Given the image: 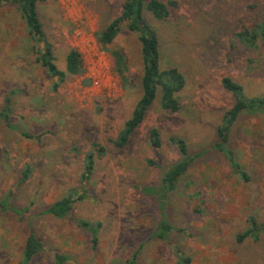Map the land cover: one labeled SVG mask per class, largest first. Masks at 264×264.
I'll use <instances>...</instances> for the list:
<instances>
[{
  "label": "rangeland",
  "instance_id": "obj_1",
  "mask_svg": "<svg viewBox=\"0 0 264 264\" xmlns=\"http://www.w3.org/2000/svg\"><path fill=\"white\" fill-rule=\"evenodd\" d=\"M122 1L37 3L57 69L65 72L71 48L82 61L81 72L67 73L56 89L58 76L36 62L24 20L14 6H0V112L8 116L0 118V204L7 206L0 208V264H59L55 254L67 256L62 264H264V235L236 239L247 215L264 223V111L240 113L230 129L228 146L247 181L214 148L221 117L235 101L222 77L238 83L245 98L264 95V48L236 36L264 24V0H174L163 20L144 10L157 33L160 69L176 66L183 74L181 108L163 110L158 87L119 147L114 141L140 97L143 70L137 33L121 25L112 42L99 38ZM151 128L160 148L150 145ZM171 136L186 140L192 161L164 193L163 169L180 158ZM71 192L83 197L66 216L38 214ZM162 211L171 225L166 238L156 236ZM30 229L43 249L26 262L21 251Z\"/></svg>",
  "mask_w": 264,
  "mask_h": 264
},
{
  "label": "trees",
  "instance_id": "obj_2",
  "mask_svg": "<svg viewBox=\"0 0 264 264\" xmlns=\"http://www.w3.org/2000/svg\"><path fill=\"white\" fill-rule=\"evenodd\" d=\"M43 0H0L1 5L14 6L19 13L27 27L31 39L35 42L34 53L36 54V62L45 68L50 76H58V80L53 83V88L56 89L62 82L64 76L78 74L81 72V57L75 48L69 49L66 54L65 72L59 71L54 63L55 56L51 43L47 41L43 24L39 20L37 13V3ZM168 4L176 5L174 0L164 3L161 0H123L121 4V13L118 17L113 19L100 34V40L104 43H110L120 30L121 25L127 27L128 30L137 33L138 40L141 45V56L143 63V70L140 77V97L138 98L131 116L125 121V127L120 132L118 139L114 143L121 147L125 145L131 134L141 124L144 119L146 111L153 104L158 87L160 88V106L163 110L170 113L178 112L181 108L178 99V92L184 86L183 74L176 66H171L165 69L159 67V45L156 30L144 17V10H148L157 19H165L169 15ZM236 36L246 42L249 46H256L257 41L260 40L264 48V24H256L251 29H243L236 34ZM42 43L43 47L40 46ZM222 87L231 92L234 96V103L227 109L221 117L220 124L217 127V141L214 148L221 152L228 162L234 173L247 181L249 176L242 170L241 165L235 158L233 151L229 148L230 129L242 112L256 113L264 111V95L258 98H245L241 93V87L230 77L224 76L221 79ZM0 118L5 122L8 116L5 112H0ZM31 137L30 134H25ZM168 141L173 144L178 151L180 158L178 161L172 163L170 166L163 169L161 176V186L159 187L166 193L168 190H174L179 178L187 171L192 158L189 155L186 140L181 136H171ZM149 142L154 148L161 147V138L159 131L156 128H151L149 131ZM150 165H155L152 159L147 160ZM93 170V162L90 160L88 164H84L81 179L84 181L88 179ZM82 195L68 193L42 208L38 214L52 215L57 218L66 216L71 210L73 203L76 200H81ZM1 209H6L4 203L0 204ZM16 213H22L21 209H13ZM161 221L158 223L156 236L159 238H166L171 225L162 211ZM248 227L237 234V241H242L245 238L258 239L260 235H264V223H259L256 216L249 214L246 217ZM78 225L86 228L89 222L78 220ZM99 226V225H98ZM92 246L97 245V236L90 235ZM43 249V243L38 239L35 232L30 229L24 240L22 247V257L27 262L30 261L37 253ZM56 262L62 264L65 261V255L55 254ZM188 261L185 260L184 263ZM124 264H136L133 260Z\"/></svg>",
  "mask_w": 264,
  "mask_h": 264
}]
</instances>
